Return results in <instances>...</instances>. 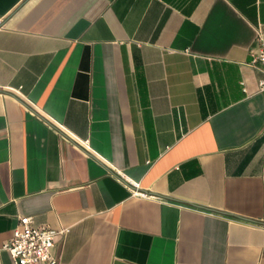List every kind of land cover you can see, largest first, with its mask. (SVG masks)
Returning <instances> with one entry per match:
<instances>
[{
  "label": "crops",
  "instance_id": "0c3cea01",
  "mask_svg": "<svg viewBox=\"0 0 264 264\" xmlns=\"http://www.w3.org/2000/svg\"><path fill=\"white\" fill-rule=\"evenodd\" d=\"M264 0H0V264H264ZM141 194H146L144 197Z\"/></svg>",
  "mask_w": 264,
  "mask_h": 264
},
{
  "label": "built area",
  "instance_id": "2783aa9c",
  "mask_svg": "<svg viewBox=\"0 0 264 264\" xmlns=\"http://www.w3.org/2000/svg\"><path fill=\"white\" fill-rule=\"evenodd\" d=\"M252 64L264 66V42L252 53ZM259 87L264 90V80L259 82ZM147 197L146 194H141ZM59 232L34 224L30 216L19 218L13 231L11 240L5 245L14 264H57L53 253L56 236Z\"/></svg>",
  "mask_w": 264,
  "mask_h": 264
}]
</instances>
